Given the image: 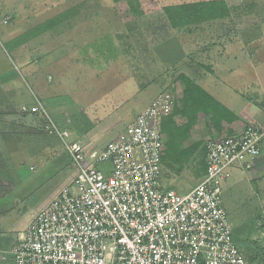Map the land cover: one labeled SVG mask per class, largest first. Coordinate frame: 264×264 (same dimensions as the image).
Returning <instances> with one entry per match:
<instances>
[{
	"label": "rangeland",
	"instance_id": "obj_1",
	"mask_svg": "<svg viewBox=\"0 0 264 264\" xmlns=\"http://www.w3.org/2000/svg\"><path fill=\"white\" fill-rule=\"evenodd\" d=\"M191 1L134 0L142 13L134 19L127 0H0V247L25 230L32 216L74 177L61 144L44 129V116L32 113L20 122L14 115L25 108L29 113L36 101L93 150L116 139L149 102L170 90L174 106L168 118L175 124V142L165 145L163 135L164 155L172 156L176 149L187 152L171 165L162 164L160 182L179 193L198 183L208 130L219 127L211 118L227 108L208 93L209 99L185 103L184 86L175 78L194 60L216 62L225 46L238 42L249 50L252 46L251 51L258 47L255 58L263 78L264 36L259 35L264 31V0H225L230 19L202 24L192 32L162 27L167 25L164 6ZM131 25L138 26L132 31L138 42L119 37ZM124 43L134 47L128 54ZM247 77V92H263L264 83L256 86L251 69ZM246 173L232 186L230 178L221 185L231 230L251 222V211L264 196V173L257 178ZM235 243L249 264L245 247ZM261 258L257 261L263 262ZM7 259L9 255L0 264Z\"/></svg>",
	"mask_w": 264,
	"mask_h": 264
},
{
	"label": "built area",
	"instance_id": "obj_2",
	"mask_svg": "<svg viewBox=\"0 0 264 264\" xmlns=\"http://www.w3.org/2000/svg\"><path fill=\"white\" fill-rule=\"evenodd\" d=\"M174 106L163 91L116 139L89 149L44 116L74 169V177L33 217L14 241L13 264H246L222 205L221 185L232 169L250 171L260 155L264 126L240 130L205 144V174L179 193L161 185V120ZM101 166V168H100Z\"/></svg>",
	"mask_w": 264,
	"mask_h": 264
},
{
	"label": "crops",
	"instance_id": "obj_3",
	"mask_svg": "<svg viewBox=\"0 0 264 264\" xmlns=\"http://www.w3.org/2000/svg\"><path fill=\"white\" fill-rule=\"evenodd\" d=\"M262 35L264 36V31L259 36ZM248 47L249 46H247L245 43L241 42L228 44L218 55L219 57L217 58L216 62H208L207 60L205 63H201L198 60H194V65H185V70L181 71V73L195 81L206 93L213 96V98L216 99L219 104L223 105L228 110L231 109L235 114L236 120L233 121H229L227 119L228 114L226 112L223 113V110H220V120H218L219 115H216L217 117L215 116L216 119L211 118L213 123H215V121L218 123L219 127H214L213 125V129L208 130L209 135L206 136L208 137L207 139H218L232 134L233 132L240 130L246 123L249 122L258 123L264 126V89L263 92L259 94H255V92H247V86L250 83L247 80L249 69H251V73L256 76V86H258V84L260 86L261 83H264V77L259 78L260 60L255 58L256 53L259 54V50L257 46L254 47L253 51H251L252 46L250 50ZM215 84H220V87L211 86ZM254 84L255 82L253 85ZM210 90L215 94H212ZM243 91H246L247 93L244 94ZM150 103L151 102H149L147 105ZM1 105L2 104L0 103V106ZM33 105L34 102L30 105V107ZM10 114L11 113H8L7 115ZM14 115H18L20 121L21 119L27 120L30 115L34 114L30 112L28 113V109L26 110L25 108L21 115L17 112L14 113ZM22 120L20 122H22ZM198 127L201 129L200 125H198ZM16 137L18 136L16 135L14 138ZM92 141L93 140H91V142ZM259 172L264 173V141L261 144V152L255 161V165L253 169L249 171L252 178L259 177ZM241 173L245 175L246 172H242L238 168H233L232 175L227 182L228 186H232L234 183H237L242 175ZM258 207V209L251 211V222H246V226L242 225L241 228L236 227L232 229L234 240L238 241L239 244L246 249L245 251L249 264H264V196H260ZM34 215L32 216L31 221ZM23 231H19L16 236L10 238L6 243L3 242L2 246L0 247L1 260L5 259L6 255L10 256V259L5 260L4 264H13L10 255V249L14 241L19 238ZM260 255H262L261 259L263 262L257 261V258L260 257Z\"/></svg>",
	"mask_w": 264,
	"mask_h": 264
},
{
	"label": "trees",
	"instance_id": "obj_4",
	"mask_svg": "<svg viewBox=\"0 0 264 264\" xmlns=\"http://www.w3.org/2000/svg\"><path fill=\"white\" fill-rule=\"evenodd\" d=\"M133 1L134 0H127V3L129 4L131 10L133 9V12L135 11L136 13V16L134 17V19H139V17L142 15L140 11L141 10L140 5L137 3L134 5L132 3ZM131 6H136V7H131ZM162 13H163L162 19H164L165 24H167L166 26L162 25V27H165L166 29V27L170 26L171 28H174L177 31H181V32H192L194 29H198L200 25L202 24H207L209 22H212V21L214 22L216 20L222 23L225 20L230 19V10L225 0H195L191 2H184L180 4L164 6L162 9ZM157 21L160 23L159 19H157ZM131 26L132 27H129V29H127L125 33L120 34L119 37L121 38V35H123L122 37L123 39L125 38V40L130 39V41L136 40L138 42L139 37L135 35V32H132V31H135L134 30L135 27L137 28L138 26L137 25L135 27H133L134 25H131ZM156 26L157 25L155 24V27ZM155 27L153 28V32L154 31L157 32L156 31L157 29ZM137 44L139 46V43ZM131 49H134L132 44H129V46L128 45L126 46V43H124V46H123L124 53L128 54V52ZM175 80L182 82L184 86V92H183L182 99H184L185 103H187L190 100V98H194L191 100L192 102H190V104L199 103L201 100V97H204V98L206 97V99L210 98L208 94L195 81H193L191 78H189L185 74L183 73L179 74L175 78ZM225 112L228 114L227 116L229 118L228 119L229 121L236 120V117L232 116V114L227 109L223 111V113ZM168 116L164 117L161 120V132L163 135L167 137V141L165 145H169L171 142H175V136H173L175 124L173 125L170 124L172 121L169 120ZM215 116L216 115H213L212 119H214ZM43 123H45L44 119H43ZM187 126L189 128L191 125H187ZM176 142L178 143V141ZM194 147L196 146L194 145ZM185 152H187L186 149L184 150L183 154ZM202 152L203 153L201 155V161H200L201 169L199 168L200 171L198 172L199 179H201L205 174V146H203ZM183 154L180 149H176V151L174 152V155L172 156L171 155L169 156V154H166V153L164 155V151H163L162 158H161L162 164L171 165L174 158H175V162H177L179 160V155H183ZM191 155H192V152H191ZM170 189H173V188H170Z\"/></svg>",
	"mask_w": 264,
	"mask_h": 264
}]
</instances>
